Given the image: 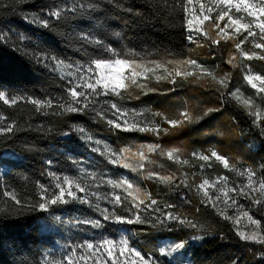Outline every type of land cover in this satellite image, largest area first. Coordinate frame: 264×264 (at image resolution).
<instances>
[{
    "label": "trees",
    "instance_id": "trees-1",
    "mask_svg": "<svg viewBox=\"0 0 264 264\" xmlns=\"http://www.w3.org/2000/svg\"><path fill=\"white\" fill-rule=\"evenodd\" d=\"M7 2L8 0H4V3ZM49 2L50 0H30L23 7L25 11L33 12ZM120 2L126 6H140V0H120ZM180 24L181 18L174 19L171 24L161 21L154 27L149 24L128 23L127 18L122 19L117 10L109 6L103 15L93 21L92 28L89 30L105 33L115 47L131 48L143 54L145 60L167 63L169 60L179 61L191 56L198 59V62L216 75L217 79L225 78L226 74H230L231 80L228 81L230 90L238 89L241 100L251 102L252 112L259 110L264 114V93L257 94V89L252 88L244 79L248 73L264 75V61L258 59L248 61L241 57L235 50L233 41H222L219 46H213L211 50L207 46H197V44L207 43L203 37L197 44H188ZM0 26L26 34L29 37L27 42L29 48L43 50L69 61L80 58V54L76 51L78 45L65 46L60 35L66 30L64 28L55 32L37 29L26 23L20 16L3 9H0ZM206 30L214 39L216 38L211 24H206ZM244 48L246 51H252L253 43L247 42ZM230 57L233 58L232 64L227 63ZM184 67L187 71L199 72L198 69ZM0 83L10 90V95H31L42 99L60 95L59 74L37 67L28 57L12 51L10 45L0 46ZM149 87L157 91L145 95L134 88L133 94L139 95L140 99H125L121 102L122 107L135 109L137 112L145 111L149 113V120L153 119L150 114L154 112H160L169 119H182L179 114L187 109L194 117L201 116V120L170 130L167 135L161 132L158 136L153 133L110 131L109 126L103 121L82 115L72 116L68 124L85 127L96 139L109 144L117 152L121 148H132L135 151L139 146L148 144H160L161 150L180 148L182 150L180 160H188L189 164L178 163L175 158L169 160L167 155H160L161 150H158L148 154L154 163L146 164V171L132 172L131 169L112 166L104 157L90 151L89 146L75 133L71 137L61 138L60 133L68 130V127L59 124L57 118L35 116L30 104L20 103L15 108L9 109L0 102V112L9 117L8 122L15 120L24 129L17 133L18 139L11 144L6 142L7 138L0 137V160L4 161L0 163V189L7 187L25 202H34L35 181L37 179L45 183L48 181L47 177H41V172L44 170L42 161L55 158L62 162L58 165L64 170L60 174L78 175V170L69 171L63 163L65 157L61 153L71 149L72 158L82 160L89 166V171L106 173L107 177H119L120 173H127V177L134 186L152 199H156L161 208L165 204H173L176 213L194 219L203 226V229L193 233L192 230L182 228L175 223H172L170 227L158 228H153L151 224L146 223L143 225L109 224L106 230H93L87 227L80 231L57 223L56 217H62L65 222L77 217H96L97 213L94 209L78 203L55 206L51 214L41 213L39 210L21 211L18 214L12 210L0 211V264H37L47 249L65 247L84 239L98 240L102 236L117 239L122 229L134 245L145 252L160 247L162 240L177 242L182 239L187 240L194 234L203 236V240L194 241L187 248L186 255L180 257L184 264H232L234 260H239V264H257L260 257L254 256L249 251V248L257 246L246 245L240 241L236 236V229L239 226L224 220L217 213L216 208L202 203V192L196 191L203 180L207 179L214 185L209 194L215 199L219 195L217 193L219 188L224 187L220 177H227V186L239 190L240 186L247 183V179L232 171V166L238 170L251 167L257 172V180L264 177V137H261L252 125L254 116H249L248 109L235 99L222 101L220 92L217 91L220 86L211 77L202 80L192 78L178 80L174 86L168 81H157L153 78L149 81ZM208 108L219 109V111H213L204 116ZM109 118L112 117L109 116ZM129 119L131 122V114ZM156 121L161 123L163 128L169 127L160 117H157ZM29 125L32 126V130H28ZM37 126L43 127V133L35 130ZM49 128L55 130V135L48 133ZM213 149L229 160L228 169L214 158L211 160V167L206 166L202 169L201 164L205 162L192 157L193 152L210 155V150ZM144 150L147 152L146 148ZM5 152H9L10 155L5 156ZM148 171H155L160 175L175 174L177 183L187 179L189 187L182 188L178 195L175 185L148 179ZM185 173H187L186 177ZM111 191V186L100 187L102 194ZM117 191L122 192L119 189ZM122 194L126 195V193ZM185 195L191 201L190 204L182 199ZM141 198L144 197L141 196ZM233 198L237 197L233 196ZM237 199L238 206H244L242 210L249 211L250 215L264 225V207L258 208L252 200L244 197ZM10 203L11 201L0 196V209L9 208ZM101 204L108 206L103 201ZM127 207L128 205L125 204V207L119 210L120 213L127 214ZM217 207L221 210L225 207L220 195ZM238 213L236 207L227 209V214L230 216ZM145 215L147 219L155 220V214Z\"/></svg>",
    "mask_w": 264,
    "mask_h": 264
},
{
    "label": "snow or ice",
    "instance_id": "snow-or-ice-1",
    "mask_svg": "<svg viewBox=\"0 0 264 264\" xmlns=\"http://www.w3.org/2000/svg\"><path fill=\"white\" fill-rule=\"evenodd\" d=\"M29 2L30 0H8L4 3V0H0V9L11 11L37 29L48 32H55L60 28L66 29L60 33L61 38L65 46L78 45L76 51L80 54V58L69 61L43 50L29 48L27 45L29 37L26 34L0 26V46L10 45L12 51L28 57L37 67L46 69L50 73H58L60 80V95L43 99L34 98L31 95H10V90L0 83V102L7 108H15L20 103L30 104L35 116L54 117L59 124L68 127V130L60 133L61 138L71 137L75 133L89 146L90 151L104 157L112 166L131 169L132 172L146 171V164L154 163L148 154L161 150L160 144L141 145L135 151L132 148H121L117 152L109 144L96 139L85 127L69 125L68 121L74 115H82L103 121L109 126L110 131L153 133L157 136L163 132L167 135L170 130L196 123L202 117L199 115L194 117L186 109L179 114L182 119H169L160 112H154L150 114L153 119L149 120V113L123 108L121 102L125 99H140L139 95L133 94L134 88L145 95L157 91L149 87V81L153 78L157 81H168L174 86L178 80L189 78L202 80L211 77L220 86L217 91L220 92L221 100L227 102L228 99H235L248 109V115L254 116L252 125L258 130L259 135L264 137V114L259 110L252 112L251 102L241 100L238 89L230 90L228 83L231 80L230 74H226L225 78L217 79L216 75L198 62V59L191 56L179 61L169 60L167 63L145 60L143 54L131 48L115 47L105 33L89 30L92 28L93 21L103 15L109 6L116 9L122 19L127 18V22L133 24H149L154 27L161 21L171 24L174 19L181 18L182 34L188 44H197L203 37L207 43L197 44V46H207L211 50L213 46H219L222 41H233L234 48L241 57L248 61L253 59L264 61V0H140L139 7L126 6L120 0H50L38 11L28 12L23 6ZM221 22L224 23L221 24ZM206 24L212 25L216 34L215 39L206 30ZM249 41L253 43V50L250 52L244 48ZM232 62L233 58L230 57L227 63L232 64ZM184 66L198 69L199 72L187 71ZM233 67H235L234 64ZM244 79L252 88L257 89V94L264 93V75H245ZM213 111H219V109L208 108L204 116ZM129 114H131V122ZM157 117L162 118L169 127L163 128L162 124L156 121ZM8 121L9 117L0 112V137L7 138L6 142L11 144L18 139L17 133L24 129L17 121ZM28 130H32L31 125ZM35 130L40 133L44 131L42 126H37ZM47 131L55 135L53 128ZM181 151L180 148L173 147L161 150L160 155H167L169 160L175 158L178 163L189 164L188 160H180ZM210 152V155L193 152L192 157L205 162L201 164L202 169L212 166V158L224 168L230 167L229 160L225 156L214 149ZM61 155L65 157L63 163L69 171L76 169L79 175L60 174L64 171L58 167L62 162L55 158H48L42 161L44 170L41 172V177H47L48 181L47 183L42 182L41 179L35 181L34 202H25L14 191L4 187L0 189V196L11 203L9 208L0 209V211L12 210L18 214L21 211L39 210L41 213L51 214L55 206L78 203L94 209L97 213L96 217H77L67 222L62 217H56L57 223L80 231L87 227L93 230H106L109 224L143 225L146 223L151 224L153 228L170 227L172 223H175L182 228L192 230L193 233L203 229V226L194 219L176 213L175 205L165 204L161 208L156 199L142 193L127 177L117 180L107 177L106 173L89 171V166L82 160L72 158L71 149ZM3 162L0 160V163ZM231 170L241 177H246L247 183L237 190L227 186V177L219 178L224 185L219 188V193H222L224 197V210L217 207L219 195L214 199L209 194L208 189L213 186L210 185L209 180H203L196 191L202 192L201 202L216 208L217 213L224 220L239 225L241 219L246 218L250 225L255 226L251 232L237 228L236 236L246 245L257 246L249 248V251L254 256L260 257L257 264H264V225L250 215L249 211L242 210L244 206H238L237 199L244 197L252 200L258 208L264 207V177L257 180V172L251 167L238 170L232 166ZM184 175L186 177L187 173ZM147 178L175 185L178 195L182 188L189 187L187 179L177 183L175 174L160 175L155 171H148ZM102 185L111 186L112 191L102 194L100 192ZM118 189L122 192L117 191ZM257 196L262 198L257 199ZM182 199L191 203L187 195ZM102 201L108 206H102ZM125 204L128 205L127 214H121L119 210L124 208ZM234 207L239 212L235 218L227 214V209ZM145 214H155V220L147 219ZM203 239V236L194 234L187 240L182 239L145 252L134 246V242L126 235L122 234L119 240L102 236L98 240L84 239L79 243L73 242L65 246L59 259L43 256L37 264H184L180 257L186 255L187 248L194 241ZM232 264H239V260H234Z\"/></svg>",
    "mask_w": 264,
    "mask_h": 264
},
{
    "label": "rangeland",
    "instance_id": "rangeland-1",
    "mask_svg": "<svg viewBox=\"0 0 264 264\" xmlns=\"http://www.w3.org/2000/svg\"><path fill=\"white\" fill-rule=\"evenodd\" d=\"M224 22H226V20ZM247 75H254V74L248 73ZM257 85L259 87V82H257ZM4 155L5 156H8L10 154H9V152H5ZM78 175H79V173H78ZM121 177H127V173H125V174L124 173H120V176L119 177H110V178L119 180ZM210 185H213V184H210ZM213 188H214V185L208 189L209 193H210V190L213 189ZM217 193L224 199L222 193H219V191ZM238 214L232 215L233 218H235V216L238 215ZM238 226H239V229L240 230L245 231V232H251L254 229V227H255L253 225H250L249 222L246 220V218H242L241 219V222H240V224ZM122 234L123 235H126V232H125L124 229H122V231L119 233V236L115 240H119ZM171 243H173V242L172 241H169V240H162L161 243H160V247H163V246L168 245V244H171ZM64 250H65V247H63V246L58 247L57 249H49V250L47 249L45 251V253H44L45 254L44 256H48L49 259H59Z\"/></svg>",
    "mask_w": 264,
    "mask_h": 264
}]
</instances>
